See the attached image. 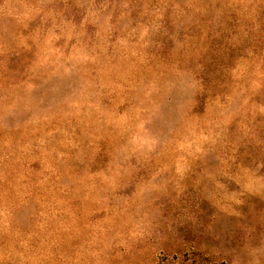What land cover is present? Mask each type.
Here are the masks:
<instances>
[{"label":"rangeland","instance_id":"obj_1","mask_svg":"<svg viewBox=\"0 0 264 264\" xmlns=\"http://www.w3.org/2000/svg\"><path fill=\"white\" fill-rule=\"evenodd\" d=\"M0 264H264V0H0Z\"/></svg>","mask_w":264,"mask_h":264}]
</instances>
